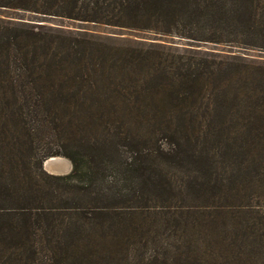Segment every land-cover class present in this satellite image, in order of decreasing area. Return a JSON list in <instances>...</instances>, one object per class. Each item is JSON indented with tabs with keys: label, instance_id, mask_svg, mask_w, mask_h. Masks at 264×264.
<instances>
[{
	"label": "trees",
	"instance_id": "obj_1",
	"mask_svg": "<svg viewBox=\"0 0 264 264\" xmlns=\"http://www.w3.org/2000/svg\"><path fill=\"white\" fill-rule=\"evenodd\" d=\"M0 7L264 50V0ZM163 48L0 21V264H264V65ZM86 118L101 146L62 152Z\"/></svg>",
	"mask_w": 264,
	"mask_h": 264
},
{
	"label": "rangeland",
	"instance_id": "obj_2",
	"mask_svg": "<svg viewBox=\"0 0 264 264\" xmlns=\"http://www.w3.org/2000/svg\"><path fill=\"white\" fill-rule=\"evenodd\" d=\"M0 21L13 24L25 23L33 27L52 29L56 33L65 36L86 39L94 43H103L114 50L136 47L148 50L153 49L154 46H162L165 51H169L175 55L230 56L245 61L246 63L264 65V50H247L231 45L198 42L178 37H163L152 33L137 32L93 23H84L53 16L36 15L30 12L4 7H0ZM68 125L69 129H71L70 134L75 130L78 134L73 135L72 140L63 139L62 142L58 143V145L62 147V152L67 153L68 155L75 154L73 149L75 148L74 145L77 142V138H80L79 142H84L91 146L95 144L101 146L105 136H108V127L102 120H91L86 118L82 121L76 120L72 124L68 123ZM70 137H72V135H70ZM58 145L56 143L55 148H59ZM122 147V145L119 146L121 154L124 152L122 151ZM97 153L100 155L98 161H101V156L104 157V159L107 158L106 152L102 149H98ZM57 159H66L70 162L71 169L61 171L65 172V174H70L73 170L71 159L66 156L58 157Z\"/></svg>",
	"mask_w": 264,
	"mask_h": 264
},
{
	"label": "bare ground",
	"instance_id": "obj_3",
	"mask_svg": "<svg viewBox=\"0 0 264 264\" xmlns=\"http://www.w3.org/2000/svg\"><path fill=\"white\" fill-rule=\"evenodd\" d=\"M53 165L57 168V171H67L71 169V164L66 159H52L48 161L47 167L48 168H54Z\"/></svg>",
	"mask_w": 264,
	"mask_h": 264
},
{
	"label": "water",
	"instance_id": "obj_4",
	"mask_svg": "<svg viewBox=\"0 0 264 264\" xmlns=\"http://www.w3.org/2000/svg\"><path fill=\"white\" fill-rule=\"evenodd\" d=\"M56 158H58V157H53V158H50L49 160H47L46 162H45V164H44V167H45V170L48 172V173H50V174H52V175H56V176H58V175H60V176H64V175H68V174H65V172H58L56 169V167L53 165V167L54 168H48L47 167V164H48V161H50V160H52V159H56Z\"/></svg>",
	"mask_w": 264,
	"mask_h": 264
}]
</instances>
